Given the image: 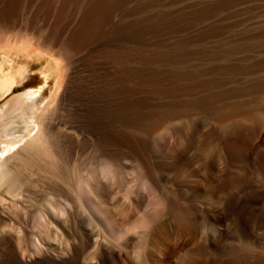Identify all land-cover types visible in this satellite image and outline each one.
Returning a JSON list of instances; mask_svg holds the SVG:
<instances>
[{"label":"rangeland","instance_id":"rangeland-1","mask_svg":"<svg viewBox=\"0 0 264 264\" xmlns=\"http://www.w3.org/2000/svg\"><path fill=\"white\" fill-rule=\"evenodd\" d=\"M4 52L31 62L16 95L40 93L43 107L58 94L63 124L83 141L108 136L105 146L128 167L126 178H90L91 192L76 190L86 179L79 169L64 174L83 193L72 206L84 194L102 204L84 208L100 245L70 236L75 210L54 202L67 230L49 232L58 248L45 245L38 261L101 264L99 254L115 248L121 264H186L189 255L195 264H264L256 223L264 217V0H0ZM245 206L256 213L248 230ZM13 238L0 236V264Z\"/></svg>","mask_w":264,"mask_h":264},{"label":"bare ground","instance_id":"bare-ground-1","mask_svg":"<svg viewBox=\"0 0 264 264\" xmlns=\"http://www.w3.org/2000/svg\"><path fill=\"white\" fill-rule=\"evenodd\" d=\"M31 72V62L26 58L17 59L7 52H4L1 55L0 102L5 101L6 99H8V101L4 103L0 109V236L5 234L14 235V238L11 239L12 245L10 241V250H7L8 254L6 253L5 255V258L7 259L4 264H54L53 261H51V263H49V261H38L39 256L42 257V253L49 252V250L48 252L46 251L45 245L52 249L58 248V243L54 239L55 236L52 234V236H54L52 239V236H48L49 232L52 233L53 229L57 230L55 229L56 227L67 230L64 223L61 222L63 221L62 218H64V216L62 217V213L59 211L60 209L55 207L56 204H54V202H57V204L59 203V205L62 204V206L65 205V208H68V210L66 209L67 212L69 210H75V214L72 213V221L74 222L70 221V223H73V225L77 224L78 228L76 227V232L71 231L72 234L71 232H68L67 236L70 234V236L76 234L78 235V238H80L79 235L84 238L86 237L87 247L89 246L88 240L90 244H99L98 240L93 238L95 237V232L92 230V221L94 219H92V215L89 214L90 211L87 212L88 210H84V208H86L93 211V198H90V196L85 194L83 195L85 196V199L83 200H80L77 197V208H75L76 206H72L68 201L70 200L72 202L74 196L83 194H79L82 190H79V193L76 192L78 194H75L74 191L78 189L83 188L85 191L87 190V192L92 191L93 188L90 178L95 179L98 175L104 177V173H114L116 174L115 176L120 175V177H122L121 174L126 170L125 167L127 165L121 156L111 154L107 149L108 147L105 146V142H108V136L104 137V142L102 141V143L83 141V138H80L75 134L76 130L74 127L63 124L61 116L59 115L60 111L58 110V104L61 102V100L60 102L58 100V94L55 95L51 104L43 107L40 105V93H35L33 90L25 91V89H23L24 91L22 93L16 95V90L24 88L30 82L32 76ZM57 77L60 81V79H62V72H60ZM59 81L57 82L58 91L62 89ZM123 137L124 135L122 133L118 134L119 139L123 140ZM55 140L58 141L60 144L59 146H62L65 152L61 151L62 149L55 143ZM120 144L123 145V142L120 141ZM226 145L227 144H224V146ZM229 148L230 147L228 146L226 149ZM62 159H64V161H61ZM69 169H79L78 172L86 177V179L83 180L79 179V183L75 186L77 187L76 190L72 189L64 181V174L66 175L67 173L68 176ZM126 173L127 172L125 171V174ZM122 175L125 177L124 174ZM67 176L66 179L68 178ZM127 176L128 175H126V177ZM120 177L118 178L122 181L124 177L122 179ZM69 179L70 178H68V180ZM100 181H97L95 184L96 186H94L100 188L101 182L103 183V181ZM108 181L109 180H107V182L105 181V183L107 184ZM74 183L71 184L73 185ZM126 183L127 181L125 183L123 182V185ZM121 185L122 183L120 182V186L118 187L117 185L116 187L120 188ZM113 187L114 185L112 188ZM112 188L110 190H114V188ZM96 199L98 200V197H96ZM103 199L105 200V198ZM106 202L108 203V201L102 203L105 204ZM96 203L100 202L96 201ZM156 203L158 204V202ZM97 206L100 209L102 204ZM97 206H95L96 209H98ZM247 206L243 207L240 212V220L244 229L250 227L252 218L254 217L253 214L255 213L254 207L252 210V208H249L250 206L248 208ZM73 207L75 209H72ZM80 210L82 211L80 212ZM96 212V214H98V211ZM99 212L103 213L102 210H99ZM67 216L70 215L66 214L65 217ZM258 217L260 218V216ZM32 220L36 222L35 228H32L29 225ZM67 222L69 224L68 220ZM256 223L257 225L264 226V217L257 220ZM140 224L141 223L136 219V221L134 220L132 223V227L136 226V229H138ZM154 225V229L157 228L159 231L163 228L159 223H157L158 227L156 223L150 224L151 227ZM125 227L124 230L127 229V231H129L128 228H130V226ZM141 227L143 228V226ZM146 228L148 227H145V229ZM61 229L58 230L60 231ZM65 233H67V231H65ZM152 233L153 232H151V234ZM154 235L157 234L152 235L155 238L156 236ZM159 235H161V233H159ZM142 236L143 235L141 234L140 237L142 238ZM57 240L59 239L57 238ZM70 240L73 241L75 239H71L70 237ZM151 241H153V239ZM153 243L154 241L151 246L154 245ZM114 249L101 250L102 252L98 256L99 258L97 257L101 264H110V262L119 264L122 262V253H118V249L116 251ZM29 252H31V254L27 257ZM76 258L75 262H73V260L68 264H80L77 260L78 258ZM193 258L194 256L189 255L186 264L197 263L194 261L195 258Z\"/></svg>","mask_w":264,"mask_h":264}]
</instances>
